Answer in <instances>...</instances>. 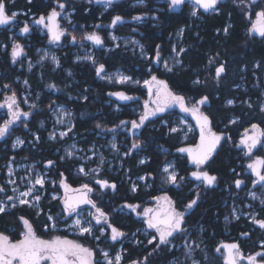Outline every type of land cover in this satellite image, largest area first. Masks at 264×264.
I'll use <instances>...</instances> for the list:
<instances>
[{"label": "flooded vegetation", "instance_id": "obj_1", "mask_svg": "<svg viewBox=\"0 0 264 264\" xmlns=\"http://www.w3.org/2000/svg\"><path fill=\"white\" fill-rule=\"evenodd\" d=\"M22 1L23 0H5L8 14L11 15V13L15 12L18 13V15L16 19L8 25L0 26V56L2 55L8 57L12 71L17 69L18 63H20L18 71L21 72L23 70V67L26 64L25 60L27 58L31 59V57H28L31 49V42L33 39H40L42 41H49V45H42L41 47L57 46L58 48L56 49V52L58 53L73 48V53L75 54L74 61L78 64L80 69L79 75L86 80L77 79L65 84L63 81L59 80H46V77L41 73L40 75L38 74V77H45V79L40 81V86H34L30 78L34 75L33 73L35 69L40 67L36 66L31 69L30 72H27L28 75L30 74V78L14 76V83L19 85V87H15L13 90H7V88L4 87L5 84L1 85L2 72L0 70V104H3L6 98L15 92L20 110L22 112L30 113L28 117L21 116L20 120L10 126L9 132L4 137L0 138V159L3 157L4 152H11V159L1 165L0 173L4 174V179L3 184L0 186L5 188V192H0V198L4 199L5 196H19L20 192L26 191L28 187H31L28 183L29 178L34 180L36 176L39 175L45 180L43 188L36 185V194L41 196V201L37 209H34L32 206H17L7 211L19 216V225L22 229L19 235L20 238L18 240H13L7 234H0L7 236L13 243L22 239L23 233L26 231L25 225L20 219L23 217L31 223L32 228L39 239L51 241L54 240L50 238L51 236H59L60 239L71 240L83 247H88L94 253L92 257V264H104V250H108L107 253L113 258L117 255L119 247L121 248L122 256L120 264H132L133 261H141L143 264H191L190 258L186 256L185 251H183V245L192 239L194 229L192 216L197 209V206L186 215V224L184 225V227L187 228L186 236L175 239L173 241L174 246H161V248L156 251H153L155 248V242L153 244L148 243V240L151 239L153 235H156V233L154 229L147 228L144 210L146 208H150L153 210V213L160 212L161 216H163L164 211L167 209V205L163 200L157 201L155 197L167 195L175 202L177 210L183 211L184 206L189 202V200L193 199L192 193L194 191L196 193L199 192L200 200L201 192H205L218 186L219 180L216 175H214L217 177L215 184L211 187H205L202 182H197L195 178L191 176V172L196 171L197 166L192 163L188 153H181L176 150L172 159H170L167 163L171 162L175 171L178 173V177H184V180L179 181V186L166 183L164 174L162 173L165 188H161V190L158 188L155 194H149L148 192L151 185L149 186L146 175L143 174L134 178L127 175L126 177L125 172L123 171L112 172L109 170L110 164L108 162L98 168V162H96V160L89 163H83L81 160L77 159H61L64 157V146L62 145V142H69V136L66 140L62 141L59 139L51 140L49 138L50 134L54 133L58 129L55 127V124H53V120L55 117H59L62 114L61 109H59L60 107L66 108L67 112L65 113H70L74 122L72 131L70 132V137L74 135L73 132L77 127L76 120L80 117L81 108H87V110H89V118L101 119L102 117L106 121L105 126L100 124L101 127L97 128V124H95L94 129L87 132L88 136L94 135L95 138H90V144H88L85 149L90 148L92 145H101L100 142L106 144L107 138L114 133L110 131V129L113 128H116L115 132L124 130L125 132L120 134L121 141L123 144L132 145L134 140L139 139L142 131L146 127H150L151 123L162 120L161 124L166 126V119L169 118H173L174 123L179 112V105H173L172 107L167 108L169 111L157 113L155 116L149 117V119L145 121V124L139 129L131 128L130 122L133 120L139 122L140 116L145 112V102L148 103V109L150 111L156 107V105L152 103L155 96L149 95V87L144 83V81L150 80L151 77L155 75L159 80H164L174 94L179 95L173 88L171 82L166 77L162 76V74L169 73L165 71L161 62V53H163L166 49L167 44H159L160 62L157 63L156 57L152 58V55L148 52V48L139 36L142 35L141 27L144 25L149 23L152 27L159 25L157 18L160 12H181L184 10L185 5L190 3V0H184V3L176 6L175 8L171 6V0L170 3L160 0H149L147 1L146 7L139 5V1L137 0H114L111 5L107 6L104 3H98L97 0H39L40 3H36L35 0H26V3H23ZM59 3L65 4V8L60 9L58 7ZM221 3L222 2L220 0L218 4ZM53 9L60 12V16L57 18V23L61 29L65 30V35L61 37L59 42H53L51 40L48 29L44 24L36 23L41 16L47 17ZM98 9L100 13L96 19L95 10ZM117 15L122 17L123 22L118 23L116 26H112V19ZM137 16L141 17V19H133ZM86 17H89L91 21L88 22L85 19ZM47 23L48 21L45 20V24ZM25 24L29 27L28 33L22 32ZM181 28H184V26ZM181 28H179L175 32L173 38H171L172 43L174 42L176 33ZM128 29L131 30V33H123ZM92 32H95L101 37L102 43L99 47H97L96 44L90 40L82 39L86 33ZM184 32L185 28L183 35ZM69 33L77 37V41L75 43L72 42ZM111 35H115L123 39L135 36L144 46L145 53L148 54V59L145 60L140 58L137 54H135V52L130 51L129 48L126 49L118 47L114 50L107 51L106 48L111 47V45H109V43H112ZM168 40H170V38ZM66 42H69V45ZM14 43L20 44L23 49L22 54L17 57L16 62H13L12 58V48ZM89 49L93 51V59L91 60L84 59V57L88 56L87 51ZM118 49L131 53L145 66H147L149 76L144 81L135 79L129 84L116 85L118 87H122L123 89L112 92L107 89L115 86V84H108L105 80L101 79L103 74L115 72L116 70L108 71L106 67H104V70L97 75L96 66L102 55L107 56L111 52ZM222 64L225 65V62L223 61ZM43 67H45V65ZM59 69L60 67L57 70ZM131 78L133 77L131 76ZM21 81H27L29 88L22 87L20 84ZM51 85H55V87H50ZM153 90H155V85H153ZM117 92H123L125 95L132 97V99L120 101L113 98V95H110V93ZM25 93L28 95L24 97L23 94ZM184 97L186 104L188 103L190 105L189 107H191L192 104H195L196 101L192 97ZM96 104H105V107L108 110L104 112H97L96 108L93 107V105ZM33 105H35V107H32ZM123 105H128V109L131 111L127 116L123 114L122 116L120 113L122 110L121 106ZM200 110L202 112L203 106L200 107ZM189 114L190 113H187V117ZM113 116L116 117V119H120L119 123L115 126L111 125ZM7 119H10L7 108H0V125H2ZM121 121L129 123L121 126ZM41 124H43V128H40ZM118 125H120V127H117ZM36 126L37 129H33V127ZM209 127H211V123ZM211 129L217 134H223L224 139L221 140L218 148L212 154L207 164L202 166V170L208 171L209 174L210 171L208 166L210 162L213 160L218 151L224 147V144L228 141L229 137V135L224 132H218L212 127ZM250 129L252 130V127ZM22 132H26V136L22 135ZM169 133L180 135V138L182 139L181 148H195L199 145L200 138L197 133L194 135L196 136V141H194V136H190L189 138V136H184L182 133ZM102 134L105 137L104 140L96 138V136H102ZM34 135L39 137V142L34 141ZM42 135L44 136L43 143L41 142ZM17 138H25V141L22 146L14 148V141ZM74 141H76L81 148L84 147L81 145L80 139ZM230 142L231 141L229 140V143ZM41 144L44 146L40 147ZM237 148L241 149L239 144ZM258 150L262 149H254V155L256 157L264 158V156L259 154ZM28 153H31L36 159L22 158V156ZM43 153L47 154V157L43 156ZM135 157H137L138 166H142L146 163V161L143 164L140 163V159H143V157L146 158L141 151V147L138 149H131V154L126 156V158L131 159ZM49 160L54 161V164L51 167L47 166V161ZM7 163H11L15 171L14 180L16 183L12 185L5 182ZM124 163L125 166H127L128 163H126L125 160ZM82 166L86 171L90 169H97V171L94 173L89 172V174L85 176L79 172V168ZM235 170L238 172L236 175L237 179H242L241 181L243 182L240 188L236 187L237 191H239L248 185V181L247 178H245L246 176L244 177L240 174L243 169L235 167L231 170V173H234ZM261 171L264 173V169H261ZM61 173H63V177H61ZM251 176L252 181L249 191L255 190L256 194L260 191V194L262 195L261 189L263 186L261 184H254L256 178L252 174ZM140 177H144L145 181H141ZM61 179H64L65 183L68 184L69 188L67 191L61 185ZM98 179L107 180L110 184L114 183L116 188L114 190L110 187L101 188L100 185L96 183V180ZM191 182H194V184ZM85 183L93 189L91 193H88L89 198L96 203L97 207L101 208L102 211L106 213L108 223L125 234L117 241L111 240V228L108 227L107 223L101 221V224H96L95 219L89 215L90 212L95 213V209L86 204L80 206L77 211L80 212V217L83 218V221H91L93 226V237L100 236V239H96V242L94 243L93 240L91 241L85 236L79 237L68 235L69 231H74L72 229L77 230V228H69L71 227L69 224L71 220L78 217L75 213L69 215L64 211V199L66 196L83 194L82 191L78 192L75 190L81 189V186ZM134 183L136 184V191L132 190ZM13 188L17 189L15 193L13 192ZM221 190L223 191V189ZM224 191L226 193L225 198L232 199L233 203L240 205L235 201L238 196L232 193L229 187H226ZM231 194H234V196H230ZM261 195H258L259 199H257V197L255 199L253 198V202H250L246 195L247 202L245 205L250 202L251 207L246 209L244 206L242 209L249 213L248 217H241L237 220L233 218L232 221H227L225 219L229 216L232 217L231 215L224 217L223 220L227 222L228 225L242 221L244 222L243 225L246 223L250 226L246 232H241L240 230H229L224 232L223 238L216 247V249L220 248L221 250L219 252L215 250V253L218 257H220L222 264H224L226 251L221 246L225 244L236 243L239 245L240 252L244 258L242 260L238 259V264H249V261L247 260L248 256H255L258 252L264 253V229H261L258 225L252 223L251 221V216L253 214L260 219V215L264 213V204H261ZM53 197H55V199ZM127 205L136 206L135 211H133L132 208L127 207ZM225 205L227 206V203H225ZM31 215H36L35 219H32ZM49 216H51L52 219H49ZM41 217L42 219H40ZM85 226H87V224H85ZM101 227L104 228L103 235H101L99 231ZM40 231L43 233H40ZM243 233H247V235H242ZM256 244L257 249L255 247ZM202 246H204L203 242L199 251L204 253ZM161 251L166 253L164 257H160L159 254ZM149 253H151V255H149ZM145 257H147L146 261L144 260ZM197 259L200 260L198 257ZM256 261L257 263L264 264V258L260 256L256 257ZM202 262L208 263L207 258H204L203 261L200 260V264H202ZM44 264H50V262H44Z\"/></svg>", "mask_w": 264, "mask_h": 264}, {"label": "trees", "instance_id": "obj_2", "mask_svg": "<svg viewBox=\"0 0 264 264\" xmlns=\"http://www.w3.org/2000/svg\"><path fill=\"white\" fill-rule=\"evenodd\" d=\"M35 1L40 3L39 0ZM22 2L26 3V0ZM253 8L258 11L264 9V0H258ZM189 12L190 7L188 4L181 12H160L157 18L159 25L154 27L150 23L144 25L141 27L142 35L139 34V37L148 48L152 58L156 57L157 45L166 43L167 47L161 53L162 58H165L172 50L171 38L179 28L184 26L185 32L182 45L185 51L182 53L183 65L172 73L162 74V76L171 82L179 95L192 97L195 101H198L202 96H208L209 104L204 109L210 119L211 127L218 132L229 135L224 147L218 151L208 166L210 174L218 177V186L200 193L199 204L192 216L193 227L196 226L197 229L201 227L203 231L201 237L196 239V230L193 229L192 238L197 241L203 238L204 243V246H202L204 253L197 251V257L201 261L207 258L208 263L202 262V264H222L215 250L223 238L224 232L229 230L246 232L250 226L246 223L243 225L244 222L242 221L228 225L223 220L227 215H231L230 204L232 203V199L225 198L224 189L229 187L232 193L239 197L235 201L241 206H245L252 176L251 174L244 176L247 178L248 185L237 191L235 181L238 172L235 170L234 173H231V170L235 167L244 169L245 166L239 167L238 163L245 164L247 161L242 156L241 149L237 148L242 133L250 129L253 124H257L261 129H264V112L260 110L261 105L264 103V37L249 33L250 24L248 20L233 2L221 3L214 13L204 14L200 12L201 19L191 17ZM99 13V9L95 10L96 19ZM85 19L88 22L91 21L89 17ZM225 27H228L227 34L223 31ZM123 33H131V30L128 29ZM169 38L170 40H168ZM66 43L69 45V42ZM46 44H49L48 40L33 39L28 57H31L34 61L37 60L36 49ZM109 45H112V43H109ZM74 57L73 48L62 51L60 52L61 69L53 71V67L46 64L45 67L35 69L34 75L30 78V74L28 75L24 68L21 72L18 71V68L12 71L8 57L1 55V85H10V90L19 87L14 83V76L29 77L34 86H40V81L45 77L46 80H59L65 84L77 79L86 80L79 75L80 69L78 64L74 62ZM212 58H216L220 65L223 61L225 62V74L219 77L218 82L215 67L209 69L208 72L209 61ZM101 64L108 71L119 69L141 81L149 76L147 66L131 53L124 52L121 49L115 50L107 56L102 55L96 68ZM67 71L71 72V77L66 75ZM41 73L45 76L44 78L38 77V74ZM197 80L200 83H195ZM242 83L245 86L241 87ZM122 89V87L115 85L107 90L114 92ZM228 100H233L234 105H228ZM93 107L96 108L97 112L108 110L105 104H96ZM121 108V115L127 116L130 114L131 111L128 109V105H123ZM80 111L81 114L79 119L76 120L77 127L73 134L76 135L77 139H81V145L86 147L90 144V138H95L94 135L88 136L87 132L94 129L95 124L105 126L106 121L102 117L101 119L89 118L87 108H81ZM119 120L113 116L111 125L115 126L119 123ZM173 120V118L166 119V126L161 124L162 120L153 122L150 127H146L142 131L138 140L141 142V151L147 159L144 165H137V157L125 159L128 164L124 169L125 171L128 169V175L132 178L146 175L149 186L151 185L149 194H155L158 188L160 190L165 188L162 168L172 159L174 152L182 145L179 134L169 133L174 125ZM33 129H37V126ZM21 134L26 136V132ZM43 141L44 136L42 135L41 142L43 143ZM194 141H196V136H194ZM66 144L67 141L62 142L63 146ZM42 146L44 145L41 144L40 147ZM258 152L264 156L262 150H258ZM42 155L47 157V154L43 153ZM22 158L36 159L31 153L22 156ZM10 159L11 152H4L3 157L0 159V170L1 165ZM3 179L4 174L0 173V185L3 184ZM191 183L194 184V182ZM195 196L196 192L194 191L192 198ZM225 203H227V206ZM35 217L36 215H31L32 219H35ZM260 219H264V213L260 215ZM21 231L18 215L12 212L0 214V233L9 235L13 240H18ZM40 233L43 232L40 231ZM255 247L257 249V244ZM159 255L164 257L166 253L161 251Z\"/></svg>", "mask_w": 264, "mask_h": 264}, {"label": "snow or ice", "instance_id": "obj_3", "mask_svg": "<svg viewBox=\"0 0 264 264\" xmlns=\"http://www.w3.org/2000/svg\"><path fill=\"white\" fill-rule=\"evenodd\" d=\"M98 3H104L106 6L111 5L114 0H97ZM220 0H194V4L203 8L205 12L210 10H216L217 5ZM250 3L255 4V0H249ZM184 3V0H171V6L175 8L176 6ZM240 3H245V0H240ZM58 7L60 9L65 8V4L59 3ZM18 13H11V15L7 12V5L5 0H0V26L8 25L10 22L14 21L17 17ZM192 15H197V12L193 10ZM256 15V23L252 26L250 31L257 32L261 37H264V9L255 13ZM60 16V12L56 9H53L47 17L41 16L39 20L36 21L37 24H44L48 29L49 35L53 42L59 41L62 36L65 35V30L61 29L59 24L57 23V18ZM135 20H140L141 17H134ZM45 20L48 21L45 24ZM123 22L122 17L117 15L112 19V26H116L118 23ZM183 31V30H181ZM224 33H228V27L223 29ZM23 33L29 32V27L27 24L22 29ZM71 36V40L73 43L77 41V37L75 35ZM115 39V37H113ZM82 39L90 40L95 44L99 45L102 43L101 37L95 32L86 33ZM143 47V46H141ZM22 46L18 43H14L12 48V58L13 62H16L17 57L22 54ZM173 51H176L173 48ZM185 49L181 48L177 52V56L180 53H183ZM47 53H45L41 59H47ZM84 59H93L91 56L84 57ZM173 59H176L175 57ZM53 62L58 63L56 57H52ZM156 62H160L159 55V45H157V54H156ZM182 62L179 59H176V64H181ZM212 63V60L209 61ZM32 65L29 64V68L31 69ZM164 68L168 72H172L173 68L169 67L168 63L164 62ZM104 70V65L101 64L97 68V75H99ZM151 71V70H150ZM225 71L223 65L216 69V79L219 81V77ZM107 79H112V77H106ZM129 77L118 76L117 80L120 83H124L129 80ZM27 83V81H25ZM144 83L149 87V95L155 96V99L152 101L153 104L156 105L155 109L149 110L148 103L145 102V112L140 116L139 122L136 120L131 121L132 129H139L144 124L145 121L149 119L151 116H155L157 113H163L167 108L172 107L173 105H179L181 111L186 113H191L193 117L196 119L197 124L200 127V143L195 148H179L178 152L188 153L193 164L197 166V170L191 172V176L195 178L197 181H202L205 187H211L215 184L217 177L214 175H210L208 171L202 170V166L206 165L210 160L212 154L215 152L217 146L220 144L221 140L224 139L223 134H217L213 132L210 125V120L207 115L201 112L200 107L207 104L209 97L202 96L198 101L195 102L194 105L188 107L185 101V97L181 95L174 94L168 87V84L164 80H159L155 75L151 77L150 80L144 81ZM195 83H200L199 80L195 81ZM153 85H155V90H153ZM5 88H10V85H4ZM50 87H55V85H51ZM110 95H116L122 100H130L132 97L125 95L123 92L110 93ZM234 103L233 100H228L227 104L232 105ZM6 107L8 110V115L10 119L5 120V122L0 125V138L4 137L8 132L11 125H13L16 121L20 120L21 116L28 117L30 115L29 112H22L19 108V104L17 102V96L15 92L12 93L11 96H8L3 104H0V108ZM32 107H35L33 105ZM51 107V106H50ZM251 107V105H249ZM261 112H264V105H261ZM62 112V110H61ZM67 115H70L68 113ZM58 123H63V119L57 121ZM235 122V121H233ZM126 121H121V125H127ZM97 128H100L101 125L97 124ZM117 127H120L118 125ZM252 133L248 134L247 130L245 133V137L241 139L240 144L247 150L246 155L251 156L253 154L254 149L257 147H264V129H261L257 124H253ZM72 131V127L70 126L67 131L60 132L59 137L62 139L64 136L68 134V132ZM110 131L115 132L116 128L110 129ZM171 132H177L178 129L173 127L170 129ZM50 139H57L55 133L50 134ZM39 140V137H36ZM24 141L17 138L16 143L13 147H17L20 144H23ZM73 148L75 145L72 146ZM141 147V142L139 140H134L131 145V149H138ZM112 148L116 149V144H112ZM131 149L129 152L125 153V155L131 154ZM66 155L68 158L74 157L75 153L66 149ZM95 155V152H93ZM61 159H64L62 157ZM87 159H91V157H87ZM141 164L145 163L144 160L140 161ZM54 164V161H47V166L51 167ZM104 164L103 156L99 157L98 160V168L102 167ZM250 169L254 172L257 180L254 181V184H261L264 186V173H262L261 169H264V158L256 157L255 160L248 165ZM171 169V171H170ZM97 169H90L88 171L82 166L79 168V172L85 176L89 174V172H96ZM163 172L166 173L165 182L171 183L179 186V181H183L184 177H178V173L175 171V168L172 164H168L164 167ZM9 175H12V169L9 168ZM61 177H63V173H61ZM140 179H144V177H140ZM10 184H15V180H9ZM28 183L31 187H28L26 191L20 192L19 196H7L6 199L8 201H17L19 205H29L33 206L39 204L41 199L39 194H36V185H39L43 188L45 184V180L43 177L37 175L34 180L29 178ZM61 185L67 191L69 186L65 183L64 179L60 181ZM96 183L100 185L101 188H112L113 190L116 188L114 183L110 184L107 180H96ZM242 181L237 179L235 181V186L240 188L242 185ZM133 191H136L135 185L133 186ZM17 191L16 188H13V192ZM75 191H82V195L71 197L66 196L64 199V211L69 215L73 213L78 217L74 221V227L79 229L81 235L88 234L93 235V226L91 221H82L80 217V212L77 209L81 204L90 205L93 209H95V213H89L92 216L96 224H101V221H104L108 224V227L111 228V240L117 241L119 238L123 237L125 234L118 230L116 227H113L110 223H108L107 215L102 211L101 208L97 207L96 203L89 198L88 193H91L93 189L87 184H83L81 189H77ZM0 192H5V188L0 186ZM253 198H256L255 193H251ZM31 197V200L28 199ZM55 199V197H53ZM157 201L163 200L167 205V209L164 211L163 216H161L160 212L153 213V210L150 208H146L144 210V215L146 217V224L148 229H154L156 235H153L151 239L148 240L149 244H153L155 242V248L153 251L160 249L161 246H174L173 241L177 238H183L187 234V228L184 227L186 224V215L194 209V207L198 206L199 200V192L196 193L195 198L189 200V202L184 206V210H177L175 207V202L171 200L170 197L164 195L162 197H155ZM261 204H264V199H261ZM8 205L0 202V213H5ZM11 207H17V203H12ZM127 207L132 208L135 211L134 205H127ZM232 215L235 219H239L240 217L236 215V209H233ZM25 225L26 231L23 233L22 239L13 243L9 240V238L3 234H0V264H44V262H50V264H92V257L94 255L93 251L89 248L83 247L82 245L67 239H60L57 237L54 240L47 241L43 239H39L33 228L31 223L21 217L20 218ZM49 219H52L49 216ZM227 220V217L225 218ZM252 223L258 225L261 229H264V219H258L255 214L251 216ZM87 224V226H85ZM100 234L103 235L104 228L101 227L99 229ZM242 235H247V233H243ZM95 239L99 240L100 236H94ZM139 243V241H138ZM195 243V242H193ZM185 247L187 252L186 256L189 258L192 257L193 245L186 242ZM195 247H199V244H196ZM223 248L227 250V254L225 256V264H238V259H243V255L240 252L239 245L236 243L225 244ZM221 249L217 248L216 251L219 252ZM151 255V253H149ZM103 256L107 262V264H120L122 256L117 254L114 259L109 258V254L105 251L103 252ZM260 256L264 258V253H256L255 256H248L247 260L249 264H257L256 257ZM147 260V257L144 258ZM132 264H143L141 261H133ZM191 264H199L198 261L192 259Z\"/></svg>", "mask_w": 264, "mask_h": 264}, {"label": "rangeland", "instance_id": "obj_4", "mask_svg": "<svg viewBox=\"0 0 264 264\" xmlns=\"http://www.w3.org/2000/svg\"><path fill=\"white\" fill-rule=\"evenodd\" d=\"M137 1H139L138 2L139 5H141L143 7H146L147 6V1H149V0H137ZM160 1H165V2H169L170 3V0H160ZM226 1L233 2L236 5V7L241 11L242 14H244V16L246 17V19L248 20V22L250 24V29H251L252 26L256 23V15H255V13L256 12H259L258 10H256V9L253 8L252 3H250L249 0H245V3H243V4L240 3V0H221L222 3L226 2ZM187 4L190 7V12L189 13H190L191 17L196 18V19H199L200 18V16H199L200 10H199L198 6L195 5L194 3H187ZM193 10H195L197 12V15H195V16L192 15ZM250 29H249V33L252 34V31H250ZM182 34H183V31H181V30H179L176 33V36L174 38V42H173V45H172V51H171V53L166 58H162V61L161 62H162V66L163 67H164V62L166 61L168 63V65H169V67H172L173 68V71L175 69L181 68L182 63L181 64H176V59H179L181 61V57H180L181 56V53H180L179 56H177V52L179 51V48H182L183 47L182 46V41H183L182 40V36H183ZM113 37H115V39ZM111 41H112V45H111V47H107L106 48L107 51L114 50V49H116L118 47L126 48V49L129 48L130 51L135 52V54H137L140 58L145 59V60L148 59V54L145 53L144 46L139 41V39H137L135 36H130V37H127V38H124L123 39V38H119V37H117L115 35H111ZM47 45H49V44H46V46ZM46 46L45 47H41L40 46V47H38L36 49L35 55L37 56V60L34 61V60L29 59V58H27L25 60V63L26 64L24 65L23 68L25 69L26 72H30V70L33 69V68H35L36 66L43 67L46 64H49V66L53 67V71H56L59 67H61V63H60L58 57L56 56V53H57L56 52V49L58 47L57 46L46 47ZM141 46H143V47H141ZM173 48H175L176 51H173ZM45 53L48 54L47 55V59H43L42 60L41 57ZM87 54H88V56H91L93 58V51L92 50L89 49L87 51ZM53 56L56 57V60L58 61V63L53 62V60H52V57ZM174 57L176 59H173ZM76 59H77V57H76ZM218 63L219 62H218V60L216 58H212V63H209V65H208V72H209V69H211L212 67H215V69H217L220 66V64H218ZM29 64L32 65L31 69L29 68ZM19 65H20V63L17 64V68H18ZM166 72L168 73V71H166ZM215 74H216V70H215ZM66 75L68 77H71V72H68L67 71ZM118 76H125V77H129L130 79L127 80V81H125L124 83H120L117 80ZM106 77H112V79L110 80V79H107ZM101 80H105L108 84L113 83L115 85H125V84L131 83L135 79L134 78H131L130 75H128L126 72H124L122 70H116L115 72L103 74ZM20 84H21L22 87L29 88L28 87V83H25V81H21ZM243 86H245L244 83L241 84V87H243ZM7 90H9V88H7ZM27 95H28L27 93L23 94L24 97L27 96ZM192 105H194V104H192ZM232 105H234V103ZM263 105H264V103H263ZM187 106L189 107L190 105L188 104ZM204 107H205V105L203 106L202 112L204 114H206V110L204 109ZM59 109L62 110V114L59 117H55V119L53 120V124H55V127L58 128L54 133L56 134L57 139H59L60 141L65 140L68 136H69V139H70V141L67 142V144L64 145V147H63L64 159H69V160H72V159H75L76 160L77 159V160H81L83 163L84 162L85 163H89V162H92L95 159H96V162H98L99 157L100 156H103V158H104V164H106L107 162L110 164L109 170H111L112 172L123 171V172H125V175L127 177V171H125V169H124V167H125L124 160L126 159V156H127V155H125V153L129 152V150L131 149V144L130 145L123 144V142L121 141L120 134H122L125 131L124 130H119L117 132H114L110 137L107 138V143L106 144L103 143V142H100L101 145H92L88 149H85V147L81 148V146H79L77 144V142L74 141V140H77L76 139V136L75 135H72V137H70V132H68V134L66 136H64L62 139L59 137V133L60 132H65V131H67V129L70 126L73 128V125H74V122H73L71 116L70 115H67L65 113V112H67L66 108L65 107H63V108L60 107ZM60 119H63V123L62 124L57 122ZM173 127H175V128L178 129V131H177L178 133H180V134L182 133L184 136H189V138H190V136L196 135V131L194 129V126H193L191 120L188 119L187 113L181 111L180 108H179L178 115L176 117V121H174ZM40 128H43V124L40 125ZM245 133H246V131L244 133H242L240 139L238 140V144L241 147V154L247 160L245 162V164L244 163H238V166H241V165L246 166L243 170H241V173H240L241 176H246L247 173L248 174H251V169L248 167V165L250 163H252L255 160V158H256V156L254 155V153L251 156L246 155V151L247 150L243 147V145L240 144L241 139H243L245 137ZM247 133L248 134H251L252 133V130L251 129H247ZM36 137H38V136L37 135H34V139H35L34 141L35 142H39L40 139L37 140ZM96 138H99V139L101 138V140H104L105 139V137H104L103 134H102V136H96ZM19 139L25 141V138H19ZM16 140L14 141V143H16ZM51 140H53V139H51ZM113 143L116 144V149H113L112 148V144ZM73 145H75L74 148L72 147ZM18 146H22V144H20ZM257 148H259V149L261 148L262 149V152L264 153V147H259L258 146ZM66 149L69 150V151L74 152L75 153L74 157L68 158L67 155H66ZM93 152H95V155H93ZM87 157H91V159H87ZM141 160H144V161L147 162V159L145 157H143V159H140V161ZM168 164H172V163L170 162ZM6 166H7V169H6V173H5L6 174L5 175V177H6L5 182L8 183V184H10L9 183V180H14L15 179V174H14L15 171H14L11 163H7ZM9 168L12 169V175L11 176L9 175ZM166 175L167 174L164 173V178L166 177ZM140 180L141 181H143V180L145 181V178L144 179H140ZM137 181H139V180H137ZM134 185L136 186L135 183H134ZM255 192H256L255 190H250L247 193V198H248V200H250V202H253V196L251 195V193H255ZM261 192H262V195L260 194V191L258 192V194L255 193L257 199H259V196L258 195H261V199H264V186L262 187ZM230 196H234V194H231ZM6 197L7 196H5L4 199H1L0 198V202H3V203H5V204L8 205V207L6 209V212L13 208V207H11V204L12 203H17V206H28V207H31L29 205H19L17 201H11L10 202V201H8L6 199ZM28 199L31 200V197H28ZM40 201H41V199H40ZM40 201H39V203H40ZM250 202H249V204L245 205V208L246 209H248V208L251 207V203ZM38 205H36L34 203L32 207L34 209H37L38 208ZM230 207H231V216L232 217H230V216H229L230 218L227 217V221H232V219L234 218L233 215H232V212H233V209L234 208L236 209V215H238L240 218L241 217H248L249 216V213L246 212V211H244L242 209V208H244V206H240V205H237V204H235V203L232 202L230 204ZM79 218H81L82 221H83V218L82 217H79ZM75 219H77V218L75 217L73 220L70 221V224L69 225L71 227H69V228H76V227H74V221H75ZM194 228L196 230L195 231L196 232V239H198L203 234V231H202L201 227H199L198 229L196 227H194ZM72 230H74V231H69L68 232V235L79 236V237L80 236L81 237L82 236H85L89 240H91V241L93 240L94 243L96 242V239L93 237V235H88V234L81 235L78 228H77V230L76 229H72ZM24 231H25V229H24ZM57 237H59V236H51L50 238L56 239ZM196 239L192 238L188 242L189 244H192L193 245V249H194L193 252H192V257L190 258V261H192V259H195L200 264V260L197 259V251L200 250V246L202 245L203 238H201L198 241ZM193 242H195V243H193ZM196 244H199V247L198 248L195 247ZM86 248H88V247H86ZM105 251L108 252V250H104V252ZM183 251H185V253L187 252V249H186L185 245H183ZM117 254H120L121 255V248L120 247L118 248ZM109 258L110 259H114L115 257L112 258V257L109 256ZM103 259H104V264H107L105 258H103Z\"/></svg>", "mask_w": 264, "mask_h": 264}, {"label": "water", "instance_id": "obj_5", "mask_svg": "<svg viewBox=\"0 0 264 264\" xmlns=\"http://www.w3.org/2000/svg\"><path fill=\"white\" fill-rule=\"evenodd\" d=\"M191 1V0H190ZM193 2H194V0H192ZM257 2V0H255V3ZM217 7H218V5H217ZM200 9H201V11L203 12V13H205V14H210V13H212V12H214L215 10H210V11H208V12H205L204 11V9L203 8H201L200 7ZM255 35H258V36H260L257 32H253ZM56 42H59V41H56ZM101 44H99V45H97L96 44V46L97 47H99ZM223 66H224V64H222ZM221 66V65H220ZM219 66V67H220ZM225 68V67H224ZM225 74V71L221 74V76H223ZM220 76V77H221ZM113 98H115V99H117V100H120V101H123L122 99H120L118 96H116V95H113ZM207 104H209V101L207 102ZM166 111H169V109H166L164 112H166ZM188 117H189V119L191 120V122H192V124H193V126H194V128L196 129V132H197V134H198V136H199V138H200V127H199V125L197 124V121H196V119L193 117V115L190 113L189 115H188ZM122 126V125H121ZM213 132H215V131H213ZM199 143H200V141H199ZM219 146V145H218ZM218 146H217V148H218ZM216 148V149H217ZM251 174L255 177V178H257L256 176H255V174H254V172L251 170ZM197 181V180H196ZM197 182H200V181H197ZM80 195H82V194H80ZM80 195H75V196H71V197H76V196H80ZM83 205H85V204H81L80 206H83ZM222 248H223V245L221 246ZM225 249V248H224ZM225 251H226V254H227V250L225 249ZM226 256V255H225ZM239 260H242V259H239ZM224 264H225V260H224ZM257 264H263V263H257Z\"/></svg>", "mask_w": 264, "mask_h": 264}, {"label": "bare ground", "instance_id": "obj_6", "mask_svg": "<svg viewBox=\"0 0 264 264\" xmlns=\"http://www.w3.org/2000/svg\"><path fill=\"white\" fill-rule=\"evenodd\" d=\"M183 35V34H182Z\"/></svg>", "mask_w": 264, "mask_h": 264}]
</instances>
